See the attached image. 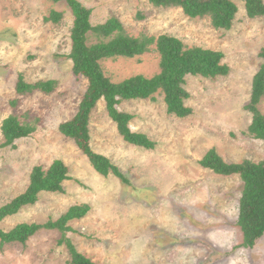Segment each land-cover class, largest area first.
<instances>
[{"label":"rangeland","instance_id":"1","mask_svg":"<svg viewBox=\"0 0 264 264\" xmlns=\"http://www.w3.org/2000/svg\"><path fill=\"white\" fill-rule=\"evenodd\" d=\"M93 10V25L115 17L126 33L170 35L187 47L222 52L227 77L186 78V105L192 116L167 113L162 95L155 100L123 102L119 109L134 116L131 129L157 143L153 151L123 141L100 101L91 117L92 148L108 157L132 185L94 171L76 143L59 132L72 120L88 88L74 75L69 58L74 17L65 2L0 0V145L1 126L16 116L36 126L15 147L0 150V207L25 192L34 167L47 170L56 160L70 170L64 194L43 193L37 204L23 208L0 224L10 231L19 224L56 221L71 207L87 204L90 213L74 220L68 233L77 250L97 264H264V237L243 247L238 226L243 181L203 169L199 162L216 149L225 162L264 160V143L248 134L252 114L246 110L264 49V19H249L245 4L230 30H216L208 19L191 20L180 9L155 8L149 0H79ZM264 1V0H263ZM51 11L63 13L59 24L45 22ZM97 40L90 37L89 44ZM153 49L138 59L104 60L107 77L120 83L137 75L160 72ZM26 82L54 80V93L21 96L18 76ZM264 115V98L259 105ZM61 233L43 230L26 245L0 244V264H69L70 254L58 244Z\"/></svg>","mask_w":264,"mask_h":264},{"label":"trees","instance_id":"2","mask_svg":"<svg viewBox=\"0 0 264 264\" xmlns=\"http://www.w3.org/2000/svg\"><path fill=\"white\" fill-rule=\"evenodd\" d=\"M58 4L65 2L74 17L71 30L72 50L69 55L73 63L75 76L88 81L75 117L59 126L64 137L73 140L78 149L86 156L99 175L108 178L114 176L124 185L131 186L129 177L112 161L92 148L91 117L100 101H104L108 117L115 123L117 132L128 145L153 151L157 143L145 134L134 132L131 123L134 116L119 109L123 102L155 100L157 95L164 97L167 113L179 119L193 115L192 108L186 105L190 94L185 89L186 78L202 77L217 79L229 76L231 69L224 63L222 52L201 47H187L180 39L161 35L158 37L142 35L133 37L126 33L119 19L112 17L105 23L93 25V10L79 0H51ZM235 0H149L155 8L180 9L191 20L208 19L216 30H230L237 18L238 7ZM249 19H264L263 0H241ZM63 13L51 11L45 22L59 24ZM90 37L97 40L89 44ZM155 50L160 56V72L153 77L133 76L120 83L106 76L102 61L118 59H138ZM260 57L263 63L254 76L251 99L246 110L253 116L248 134L264 143V115L259 105L264 98V49ZM58 83L54 80L40 81L34 84L26 82L23 74L18 76L17 94L24 96L36 92L50 95L55 92ZM4 143L0 150L15 147L21 139L36 132V126L23 123L16 116L5 119L1 126ZM200 166L224 177L237 175L243 181V191L239 205L238 226L243 234V247L253 248L264 237V160L254 163L245 160L241 163H227L216 149L209 150L199 162ZM68 166L61 160L54 161L45 170L41 166L33 168L30 181L24 193L8 204L0 207V224L7 218L17 215L23 208L33 206L43 193L64 194V184L71 180ZM91 211L87 204L73 206L56 221L46 224H19L10 231L0 228V244L26 245L37 233L43 230L58 231L60 246H65L70 254L69 264H97L80 253L68 233H76L69 223L85 218Z\"/></svg>","mask_w":264,"mask_h":264}]
</instances>
